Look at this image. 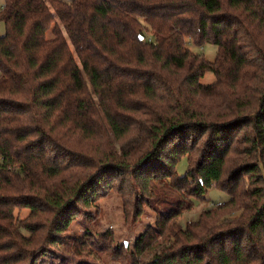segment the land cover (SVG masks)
Masks as SVG:
<instances>
[{
	"label": "trees",
	"instance_id": "trees-1",
	"mask_svg": "<svg viewBox=\"0 0 264 264\" xmlns=\"http://www.w3.org/2000/svg\"><path fill=\"white\" fill-rule=\"evenodd\" d=\"M0 21V264H68L51 249L110 191L153 222L72 256L264 264V0H5ZM213 187L229 200L183 227Z\"/></svg>",
	"mask_w": 264,
	"mask_h": 264
},
{
	"label": "rangeland",
	"instance_id": "rangeland-1",
	"mask_svg": "<svg viewBox=\"0 0 264 264\" xmlns=\"http://www.w3.org/2000/svg\"><path fill=\"white\" fill-rule=\"evenodd\" d=\"M4 1L0 0V9L3 7ZM5 34L6 26L4 22L0 21V36H4ZM187 46L191 51L204 56L210 62L215 61L219 54V47L214 43L197 45L193 41L187 40ZM201 82L205 85L213 84L215 82V76L213 73L208 72L204 75ZM83 163L84 161L82 160L81 165ZM187 167V159H181L176 166L178 175L184 176L187 172ZM228 200L229 196L227 193L213 187L209 190L206 200H195L194 209L190 212H184L185 214L180 217L179 222L185 227L188 223L197 221L204 210L211 209ZM156 206L158 207V205ZM123 211V197L113 191H110L105 198L99 199L96 197L86 207L78 205L73 211V220L68 231L61 234L62 241L56 245L55 249H51V252L56 257L62 258L63 261L66 260L68 264H121L115 261L114 258H109L105 249H103L99 256H95L99 252L86 256H72L67 249L70 247L69 244H73L74 240L76 242L85 239L87 241V244H85L87 249H91L94 245L93 247L98 251L100 245H102L101 248H105L108 245L111 237L115 240L114 245L128 244L129 247H132L131 245L134 240L146 229V226L153 222L155 214L153 211L147 210L141 222L139 224L137 223L135 227H131L126 225ZM29 213L27 209L15 210L14 215L16 218L25 219Z\"/></svg>",
	"mask_w": 264,
	"mask_h": 264
}]
</instances>
